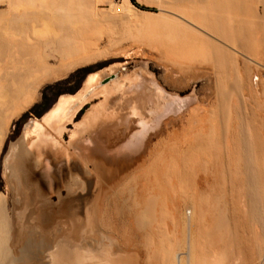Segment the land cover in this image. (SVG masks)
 I'll list each match as a JSON object with an SVG mask.
<instances>
[{
  "label": "rangeland",
  "instance_id": "1",
  "mask_svg": "<svg viewBox=\"0 0 264 264\" xmlns=\"http://www.w3.org/2000/svg\"><path fill=\"white\" fill-rule=\"evenodd\" d=\"M101 1H103V0L98 1L97 3H95V5H93V6H95V8L93 7L94 12L97 11L98 15H100V14L105 15L108 13L110 14L111 11H110V6L108 3V0L107 1L104 0L103 2H101ZM129 1L132 4V8H133L132 15L130 14L128 17V16H126L127 14H125V12L123 14L116 12L115 16L118 15L114 19V22H115V20L118 22L116 25L113 22L111 24L110 23L107 24L106 22L104 23V22H100V21L97 23L95 22L96 24L93 23L91 25L92 28L95 26L93 29L89 26L92 30L88 28L90 30V34L89 33L87 34L86 32H82L83 36H81V35L79 36V38L81 37L79 39V42L76 41V39H75V41L80 44L79 46L77 45V47H79L78 48L79 53L81 51V54H82V52H83V54L84 53L90 54V56H89L90 58L88 57V55H89L88 54L87 55L88 58L86 60H84L83 62H80L76 65H73L72 67L65 69L66 62L71 59L70 56L69 57L67 56V58H68L67 59V58H65L66 56L59 55V53L56 52L55 49L53 50V48L48 46V45H43L40 48V50L42 52L43 59H44V66L48 67V69L45 68L44 71L41 72V74H39L37 72L38 73L37 76H35V74H34V76H33L34 79H32V77H31L30 80H32V81H30V82L28 81V85L30 87H32L36 83L35 84L36 87H35V85L33 86L36 88L35 89L36 92H34L35 97L30 103H28L20 111L16 112L15 115H13L10 118L9 123L7 125L8 129H6L3 141L0 142V206H1L0 211L2 210V213H4L6 215L5 217H4V214H2L3 217L0 216V218H2L3 220L6 219L5 221H2V219H0V221H1L0 222V230H2L1 228H4L7 224V221H9L7 226L4 229L7 230V228H9L7 231H8V233L9 232L11 233V237L6 231V238L7 239L6 238L5 239L9 240L8 241L9 243L11 242L10 244L7 242V245L12 246V247L8 246V248L5 246L4 249H1L0 264H8V263L9 264H17V263L18 264H55V262L61 258V257H59V255H61V253L63 252L62 250H64L62 257L65 259L63 261H65L64 263H66V264L68 262H69L68 264H72L71 263L72 261L74 263L75 262L79 263L80 260L82 261V259H81L82 257H84L86 260H90L92 263L94 262V264H169L166 251L173 253L172 254L173 264H226V258L223 255L225 253L221 249H217L215 247L210 246V244L207 243V240L203 234H202L203 236L201 234H197V233H199L198 232V225H200L199 219L197 218V217H199L198 216L199 212L195 213V215L197 214L196 218H195V215L193 213H190V209H188V208H190L189 204H185V203L183 205L181 204L182 201L186 202V201H189V199L191 200L192 197H194L193 196L194 195L193 194L194 193L193 188H195V185L192 186L193 188L191 186H189V187L187 186V188H185L184 191H182V192L180 191L179 187L174 188V189L172 188V186L176 182L175 180L177 179V173L180 170L182 171L184 169V172L183 171L179 172L181 174H186L187 170L189 172L188 174H190L191 169H189V168L191 165H189L188 163H191L194 159L193 158L188 159L189 162L184 161L183 163H185V164L183 166L182 161L184 160L185 156L187 159L189 156L193 157L195 155L196 158L200 159V162L198 161L199 164L201 163L200 165H198L197 161H195V162L193 161L194 163H191L193 165V166H191L192 168H194V167L196 168V166L197 167L200 166V167L196 168L197 170L195 168L192 170V172H191L192 176L195 174L194 172H198V171H199L198 172L199 174H203L204 165H207L210 161H211L210 163H214L215 160H213V159H215V156H214L215 153L212 154V152H213L212 149L216 150L219 145L221 147L219 146L220 150L219 149L218 150L220 152V151H222L221 149H223V151L220 153L221 154L223 153L222 154L223 159L225 158L222 161L226 162L225 161L226 158H229V154H228L229 152L227 153L226 148L228 146L230 147L232 145L233 137H231V135H229L230 137H228V133L230 131L228 133L222 134L220 131V130H222V127L221 126L219 127L220 123H218V122H216L218 124L214 125V127H213L214 122L217 121L216 116H215V114H216L215 110L219 108L218 107L217 94H216L217 90L215 89V85H214L215 84L214 83V80H215L214 74H213L212 70H210L208 68L207 69L205 68V69L209 70L210 73L206 70H203V69H202L203 71L201 69H197L198 72L195 71L194 74H189L188 75L189 77L187 79L186 78L187 76L181 75L179 73L177 74V72H172L170 70V66L172 67V65L170 64L171 63L170 61L168 62L166 59L156 56V54L154 56L153 48H151L150 45H144L145 41L143 38L140 37L141 38L140 39L139 36L136 37L135 28L137 26H139V24H141L140 18H142V16H144V15L149 16V17H154L156 19L159 18V20L157 19V21L160 24H161V20H160L161 17L160 16H162V15L163 16L169 15L168 16L169 18L172 16L174 18L176 17L177 19H179V17H183L182 14L178 12V10L177 11H175V9L172 10V8H171L172 4H170V2H168V0H167V2L162 0V1H164V3H162V4L159 1H152V0H133V2L131 0H129ZM112 2L118 3V2H120V0H112ZM5 7H6L5 1L0 0V10L5 9ZM256 8H257V15L262 16V5L260 3H257ZM109 26H111V27H109ZM191 26L198 29L194 25H191ZM33 27H34V29H40V27H41L40 21L31 20L28 23H25L23 25V31L24 32H21V34L18 35L17 38L21 39V41L24 43L32 44L34 47V45H37V43H36V39L34 37V34L31 33V31H32L31 28H33ZM128 33H129V35H128ZM130 33H133L134 36H132L133 34H130ZM126 34L130 38L132 37L131 38L132 40H130V38L127 37ZM86 36H87V38H86ZM44 37H41L40 39H43ZM108 37L110 39L109 41L107 40ZM111 37H112V39H111ZM88 38H90V39H88ZM135 38L137 41L134 40ZM137 38H139L141 41ZM113 39H115V41H117V42L114 43ZM105 40H107L108 44H106ZM88 43H89V46H87ZM126 43L127 44L132 43L133 45H132V47L130 46L129 48L128 47L123 48V45H125ZM48 47H50V48H48ZM90 47H92V48H90ZM137 47H139V48H137ZM89 48H90V50H89ZM133 48L135 51L133 50ZM149 48L152 50H149ZM136 50H138L139 52H137ZM233 50L236 51V53L238 52V50H235V48L232 49V52H234ZM140 51H142L143 54H142V52L140 53ZM150 51H152L153 53ZM98 52L100 54H98ZM136 52L138 54H136ZM144 52H146V53H144ZM93 53H95L96 55H94ZM147 53H150V54H147ZM145 54H146V56H145ZM235 54L233 53V55L236 56V58L234 57V60L236 59L235 63L238 60L237 66H236V64L234 65L235 66L234 68L236 69L235 71L239 70L236 72L237 74L239 72L240 73L242 72V69H243V66L245 65L244 64L245 62L242 64H241V62L243 59H245L243 61H246L247 65H248L246 67L249 68L248 69V73H249L248 77L252 78V79L247 78V80L248 79L251 80V82L249 81L250 82L249 84H251V83L253 84L252 89H251V85L249 86L250 87L249 89H250V91L252 90L253 92L251 91L250 94H247L249 92L248 91L249 89L247 88L248 89L247 90L245 88V85L243 87V84L241 87L237 88L238 91H236L234 88H232L230 86V84H232V82L230 81V80H232V78L231 79L229 78L228 81L230 83H228V81H227V84L229 85V87H227L229 90L228 91L229 93L228 92L227 93L230 94V95L227 94V98L229 97V100H230L229 101L227 99L229 112H231L230 114H232V116L235 115L234 114L235 112L233 111V109L236 105H238L237 107L241 108L240 111L242 110V113H241L242 120H245L247 118H251V116H252V120H253V123H255V126H257V125L260 126L261 133L260 132H258V133H260L259 135L262 134L261 139L262 138L264 139V126H263L264 125V121H263L264 120V114H263L264 106H262L264 103H261L262 105L260 104V102L261 101L263 102V99H264V95H263L264 93L262 92L263 87H264L263 86L264 83H262V81H261V79H262L264 82V65H263L264 63H262V61H260V60L258 62V60L254 59L251 55H246V54L244 55V53H241V52H238L236 55ZM91 55H93V56H91ZM150 55H153V56H150ZM240 55L243 58L237 59V58H241ZM11 56L13 59L4 58L3 60L0 61V85L4 84L6 82V80L9 78L8 72L11 71V68L9 67L10 61H14V60H18V59L19 60L24 59V56L18 55L15 52L11 53ZM244 57H247V58H244ZM157 58H158V60H157ZM252 58H253V60H251ZM161 59L164 61H161ZM165 60L170 65L167 63L165 64V62H166ZM248 60H249V62H248ZM197 61H193V62H195V64L199 63V65H200L201 64L200 61L199 62H197ZM250 61H252V62H250ZM256 62L258 64L262 63V65H259L256 67V64H255ZM253 63H254L255 69H253V66H252ZM46 64H47V66H46ZM34 65H36V64H34ZM165 65H167V67ZM250 65H251L252 69L250 68ZM84 66H90L91 71L82 77L80 74L75 76L67 84L68 87H70L72 89L70 92H65V93L59 95L58 96L59 98L56 97L52 101V103L48 106V108L40 116H36V115L31 114L30 116H28V118L23 123H21L19 126H16L15 121L24 112L28 111L34 104L40 102L43 93H45L47 96H51L50 92L44 90L47 85L53 84L54 82H56L58 80H61V79L68 77L77 68L84 67ZM203 66H204V64H203ZM259 67H261V68H259ZM167 68H168V70H166ZM46 69H47V71H45ZM60 71H61V73H60ZM249 71L250 72L252 71L251 72L252 74ZM255 72H257V73L259 72L260 74L258 73L259 74L258 75L256 73L257 75H255L254 74ZM135 74H137V76ZM170 74L172 76H170ZM168 75H169V77H168ZM177 75H179V76H177ZM204 75H206V76H204ZM39 76H40V78H39ZM91 76H93V77L95 76L94 77L95 81L92 80L90 83V81H88V78ZM257 76H258V78H257ZM177 78L181 82L176 80ZM239 78H241V76ZM259 78L261 81L260 84H262V86H261L262 89L259 88L260 84H259V80H257ZM141 79L145 80V81H143L142 85H144L146 83V87L142 86V85L139 86L140 88L134 87V86L131 87V83H135ZM203 79H205V80H203ZM242 79L243 78H241V81L244 82V84H245L244 79L243 80ZM38 80H39V82H38ZM177 81H178V83H176ZM211 81H212V83H211ZM255 81H258V82H255ZM183 82H184V84H183ZM150 83H153V84L155 83L156 86H158L157 88H159L162 91L161 97H157V98L153 97V96H155L154 92H152V90L154 89V86ZM148 84H150L151 86H149ZM209 84L211 87L208 86ZM227 84H226V86H228ZM147 85L149 87H147ZM129 86L131 88H127ZM253 86L255 87V89H253L254 88ZM142 87H144V89ZM257 87L259 88V90H257L258 89ZM114 89H115V92H114ZM122 89L126 90L127 92H122ZM134 89H136L137 91L139 90V92H141L137 96V98L132 93V91ZM150 89H151V91H150ZM231 89H232V93L230 91ZM239 89H241V90H239ZM233 90L235 93L233 92ZM244 90L245 91L247 90L246 91L247 93ZM255 90L258 93H256ZM1 92H3V89L0 86V97L3 96L1 94ZM78 92L82 93L81 94L82 96L80 95L81 98L79 99V104L76 107V109L74 110L72 118L70 116L71 120H69L70 118L68 119L69 121L67 119H62L63 114H61V116L54 114L55 111H57L56 103H57L58 99H60L61 97L64 98L67 96H75L76 94H79ZM145 92L146 93L148 92L150 95L146 94ZM254 92H255V94H251ZM106 93L108 96L106 95ZM120 93H122V94H120ZM236 93H238L239 96ZM130 94L132 95V97ZM256 94H258L257 96H259V97L254 96L255 98H253V99H254V101H256L254 104V101L252 102L251 100H253V99H251V98L253 97V95H256ZM235 95L237 97H234ZM240 95H242L243 101H242ZM250 95H252V96H250ZM126 96H127V98H129L128 100H127ZM133 96H134V98H133ZM145 96L150 98V100H148L146 104L142 103L144 101ZM247 96L250 97V99ZM121 97L125 98L126 100L122 99ZM104 98L107 100H105ZM236 98L241 99V100H237ZM131 99H133V100H131ZM153 99H154V102H152ZM173 99L183 100V104H181V106L178 108L176 102L173 101ZM232 99H234V100H232ZM17 100H19V98ZM20 100H21V98H20ZM129 100L131 101V104L128 105L127 101H129ZM138 100H140V102ZM155 100H157L156 103H155ZM236 100L238 101V103L240 102V104H236V102H235ZM257 100L259 101V104L262 106L261 107L262 109L260 108ZM169 101H170V103H169ZM163 102L165 103L166 109L161 113H154L153 111L155 109H157L158 107H161V104ZM232 102L234 104H232ZM242 102L244 105L241 104ZM256 103L259 106L258 108L257 107L255 108ZM12 104H10L11 107H9L10 105L7 108L5 106H3V107L5 110L8 109L9 112H11L10 109L13 107ZM130 105L131 106L135 105L134 109L136 111H138L140 114H134V113L129 112ZM232 105H235V106H232ZM191 106H192V108H191ZM145 108H147V109H145ZM13 109H11V110H13ZM140 109L144 112H142ZM257 109H260V110H257ZM50 110H52V113L49 116L50 119L53 120L55 118V121L57 120L59 122H56V123H54L53 121L43 122L44 124L47 123L44 126V124L41 122V119L46 114H48V112ZM149 110H150V112H152L151 113L152 119H150V116L148 117ZM170 110H172V113L170 112ZM191 110H194L195 115H194V112H191ZM60 112L62 113L64 111L62 110ZM251 113H253V114H251ZM157 114L159 115L158 117H157ZM212 114H213V116H212ZM230 114H229V117H231ZM257 114H258V117L260 116L258 120L256 119ZM253 115H255L256 118ZM195 116H197V118ZM210 116H211V118L212 117H214V118L211 120L209 118ZM92 117H93V119H92ZM192 117L196 118V119L193 118L194 119L193 121L196 124L190 122V119ZM60 118L62 119L61 121H60ZM113 118H115V119H113ZM232 119H231V126L233 127L234 123H235L233 121H235V119H233V121H232ZM32 120H37L40 123H42L43 130L46 132L44 135L46 137L45 141L42 139L43 138L42 136H41V138L37 139V136L35 135V133L33 134L31 132V130H30L31 123L30 122ZM92 120L93 121L95 120L96 122L95 121L92 122ZM106 120H108V121H106ZM127 120H128V122H127ZM141 120L148 121L144 125V128L146 127L147 129L145 128L146 131L143 129V134L141 133L140 136L138 134V142L136 145L137 147L134 146L133 149L132 148L130 149V148H128V146L123 145V144L125 142L127 143V141L130 140L129 137L132 134H135L140 130L141 125L139 122ZM213 120H215V121H213ZM188 121H189V123H188ZM207 121H210V122L207 123ZM257 121L259 123H261V121H262L263 123H261V125H260ZM191 123H192V125H191ZM256 123H258V124L256 125ZM149 124H151V125L149 126ZM50 125H52V126H50ZM59 125L62 127V129L60 128ZM99 125H100V128H99ZM53 126H55V127L53 128ZM80 126H82V127L80 128ZM101 126H104V127H101ZM189 126H194L195 129L197 128V130H198L197 133L199 132V129L202 130L201 127L207 128V129L209 127H211V128L217 127V129H218V127H219V129L216 130V132H215V130H211L210 131L211 135L208 134L211 137L213 136V138H211V139L214 141H212L211 146H214L216 144L217 145V147L215 146L216 149L214 147H211L210 143L208 142L209 147H207V148H209V149H207V150H209V151L205 150V153H203L204 151L199 152L202 150L203 145H205V144L207 145V143H206L207 141H206V142H203V144L201 145V149H199L198 145L195 144L194 145L195 147H192L190 149L188 148L189 151L191 150L190 151L191 154L189 153V151L185 152V153H188L187 155L185 153L181 154L182 148H183L182 150L184 152L186 147H190L193 145V144L192 145L190 144V146H189V142H187L189 139H188V135L186 132H187V129H189ZM84 127H86V128L84 129ZM56 131H59L60 133H58V132L56 133ZM76 131H78V132H76ZM202 131H204V130H202ZM128 132H130V133H128ZM177 132H179V135ZM94 133H97V134H94ZM175 133H177V135H175ZM128 134H129V136H128ZM168 134L173 136L174 139H172V140L178 139L177 141H179V142L177 143L176 141H174L175 143H173V145H171L172 143H171L170 139L172 137ZM202 134L205 135L206 132H204ZM224 134H226V135H224ZM174 135L177 137H174ZM183 135H184V137H183ZM222 135H224V136L222 137ZM95 136H97L99 138L101 137L100 146H102V147H100V149H101V152L103 153V156H101V157H99L97 154H93V153L91 154V152L89 151V149L91 147H93L92 137H95ZM185 136H186V138H185ZM225 136L228 138H226ZM169 137H170V139H169ZM52 138L55 139V140L53 139V141H55L57 144H55V142L52 141ZM121 138H122V140H120ZM40 139H42V141H43V142H41V144L44 143L43 145H46L45 149H44L43 145H42L43 146V149H42L41 144L37 142ZM87 139H89V140H87ZM91 139H92V142H90ZM183 139L186 142L183 141ZM219 139L221 141H219ZM46 140H48V142H46ZM215 140L217 142H215ZM20 142H22L21 146L22 147L25 146V147H23L24 149H21V151L18 152V155L13 157V159L18 158L21 155V156H23V158H25L24 160H25L27 168L28 169L31 168V170L29 169V183H26V184H23L24 182L20 181V178H19V176H20L19 174H21L19 172L20 170H18V171L14 170L13 171V170H11V168L8 165L10 162V160H8V159H10L12 157L11 153L16 152L18 143H20ZM114 142H117V143H114ZM221 142L223 144H226V145H222ZM62 143H63V145H62ZM85 143H86V147H84ZM101 143H102V145H101ZM164 143H166V145H164ZM168 143H170V144H168ZM89 144H91V145H89ZM174 144L175 145L179 144L177 146H180L181 144H183V145H182V148H181V146L178 147L180 150H177L178 148L177 149L175 148L176 150L174 152V147H175ZM34 146H37V147L35 148ZM58 146L60 147L59 150H57ZM103 146H105V147L107 146L109 148L108 149H107V147L103 148ZM167 146H168V149H167ZM223 146H225V147H223ZM116 147L120 148V152L123 148L122 151H124L125 153L119 152L120 154H118L117 151H119V148H117L118 149L117 150ZM210 149H211V152H210ZM33 150H34V154L31 153ZM165 150L166 151L168 150V152L170 151L172 154L170 152L169 153L167 152V154H166V152H163L165 154V156H164L163 153H161V152L165 151ZM192 150H197V151L192 152ZM263 150H264V148H263ZM83 151H85L86 153ZM109 151H111V154ZM112 151H113V153H112ZM25 152H26V154H25ZM82 152H83V154H82ZM115 152H117V153H115ZM206 153H208L207 156L205 155ZM160 154H162V156H160ZM183 154L185 155L184 157H183ZM210 154H212V157ZM225 154L228 157H226ZM170 155H171V157H170ZM175 155H177V156H175ZM86 156H88V158ZM94 156H95V158H94ZM173 156H174V158H173ZM195 156H194V158H195ZM205 156H206V159H205ZM208 156H209V158H208ZM123 157H125L127 159V162H124V164L125 163L126 164L124 166L120 165V164L118 165V163L121 161L120 160L118 162V159H123ZM165 157H166V160H165ZM177 157L180 158L182 161L180 159H178V161L176 162ZM202 157L205 159L204 162L206 164L202 161L203 159L201 160ZM259 157H260L259 160L262 163L261 168L263 171V183H262L263 184V191H262L263 193H261V194H262V202L264 205V151H262L260 153ZM158 158H160V162H159ZM170 158L173 160V164L170 163V166H169V163H167V162L169 161ZM211 158H213V159H211ZM161 159H163V160H161ZM97 160L106 161L107 166L103 167L102 169L99 168L97 170L96 167H94V162H97ZM157 160H158V163H157ZM164 160L166 162H164ZM46 161H48V162H46ZM31 162H32V164H31ZM174 162L177 163L176 166L174 165L175 164ZM160 163L163 167L161 165H159ZM202 163L204 165H202ZM165 164H166V168L168 170L167 171L165 168L166 172L164 171ZM178 164H179V167L181 166V169H179V167H177ZM156 165H159L158 167L160 169L156 168L157 167ZM33 167H34V170H32ZM171 167H172V169H173V167H176V168H178V170L174 169L175 171H172V169H170ZM187 167H189V168H187ZM39 168H40V170H39ZM147 168H148V170H147ZM185 169H187V170H185ZM56 170H57V172H56ZM101 170L103 173L101 172ZM158 171H160L162 175H164L162 173L164 171V173H165L164 177H162L160 172H158ZM176 171H177V173H176ZM32 172H34V174H32ZM146 172L148 175L147 174L145 175ZM152 172H155V173H152ZM168 172H172V174L168 173ZM156 173H159L160 177H162V179L160 177H158ZM12 176H13V178H12ZM49 176H50V178H49ZM96 176L98 179L96 178ZM146 176H148V177H146ZM149 177L151 179H148ZM156 177H158L157 180H155ZM103 178H105V179H103ZM170 178H176V179L174 180V179H170ZM145 180L147 182H148V180H149V182L152 180L151 181L152 184H151V182L148 183V186H149V184L153 186L152 189L155 186L157 187L156 189L154 188L155 190L153 189L154 193L157 192L156 190H158V192L159 191L161 192V190H162V193L159 192V194H157L159 196L152 194L151 192L153 190L150 188L147 189V186H146L147 182ZM158 181H160V182H158ZM161 181L165 182L166 188L168 186L167 191H168V193L170 192V194H168L166 196L164 195V194H167L166 193L167 191L165 192V190H163L165 184L163 185V182H161ZM169 181H171V182L169 183ZM172 181H175V182H172ZM153 182L154 183L156 182V183L154 184ZM157 182L162 184L161 190H159L160 185L157 186L158 185ZM175 184H176V186H178L177 183H175ZM15 185H17V186L19 185L18 188ZM13 187H16L17 189L13 188ZM162 187H163V189H162ZM169 187H171V189H173V190L169 191V189H170ZM19 188H22V189H19ZM188 188L190 191H188ZM14 189H15V191H14ZM112 189H115V190L113 191ZM19 190H20V192H19ZM27 191L29 193H27ZM72 191H73V193H72ZM85 191H88V192H85ZM187 191H188V193H187ZM199 191H202V190L199 189ZM15 192L16 193L18 192V193L16 194ZM24 192H26V194H27L26 196H25V194H23ZM19 193L21 194V196ZM31 193H33V194H31ZM70 193H72L73 195H71ZM148 193H151V194L147 195ZM103 194H106V195H104V198L102 196ZM198 194H199V192H198ZM150 195H152V198H153V196L154 197L156 196L157 199H159L160 196H163V197H160L161 200L160 199L157 200L158 204H156L155 206L158 205V207L155 208V206H153L155 208V210H154L155 213L153 215V219H151L152 217L149 218L148 216L147 217L145 216L146 218L144 217V223H146V224L142 223L143 224L142 225L141 223H138V221H137V219H138L137 214L139 213L138 215H140L142 213V211L145 212L144 210H146V212H147L146 207H148V205L146 203H148V201L150 200V198H151ZM170 195L174 199V201L172 199H170L171 198ZM147 196L149 197V199L145 198ZM184 196L186 197V200H184L185 199ZM110 197H111V199H110ZM168 197H170V198H168ZM176 197H178V198H176ZM19 198L21 200L24 198L23 199L24 201L19 200ZM162 198L163 199L166 198L167 200L166 199L165 200L167 201V203L164 202L162 200ZM26 199H29V200L27 201ZM177 199H182V201H179V204H178V201H176ZM145 200H147V201H145ZM20 201H21V203H20ZM29 202L32 205V206L30 205L31 208L29 206ZM138 202H140V203H138ZM170 202L172 203V205L170 204ZM175 202L177 205H175ZM90 203H92V205H90V207H88V205ZM186 203H188V202H186ZM180 205H182V206H180ZM15 206H17V207H15ZM175 206H178L177 209ZM32 207H34V208H32ZM116 207H117V209H116ZM141 207L143 208V210ZM172 207H174V208H172ZM196 207H197V205L194 208L196 210L198 209L197 211H199V208L198 207L196 208ZM3 208H4V210H3ZM27 208L28 209L30 208V210H28L29 215H27L28 214ZM87 208H88V210H87ZM110 208L111 209L115 208V211L111 210ZM185 208H187V209H185ZM18 211H20V212H18ZM32 211H35V213ZM160 211H162V212H160ZM17 214H19V215H17ZM28 217H30V218H28ZM192 217H193V219H192ZM33 218H34L33 223L35 225L32 223ZM145 219H146V221H145ZM197 219H198V221H197ZM30 220H31V222H30ZM134 221H136V222H134ZM3 222H5V223H3ZM73 222H75V223H73ZM113 222H115V223H113ZM1 223H3V224H1ZM15 223H16V225H15ZM30 223H32V224H30ZM9 224L11 225V227L13 229L11 227H9ZM2 225L4 227H2ZM29 225H32V226H29ZM44 225H46V226H44ZM76 225H78V226H76ZM79 225H80V227H79ZM18 226H19V228H18ZM15 228H16V230H15ZM29 228H31V229H29ZM253 228H254V230H252L253 234H256V231L258 229H256L255 227H253ZM26 229H28L27 230L28 233L24 234V232H22V231L23 230L26 231ZM192 229H194V230H192ZM9 230H11L13 233ZM17 232H19V233H17ZM240 234L244 235L247 238L246 241L248 242V245H249L248 247H250V248L258 247L259 248L258 249L259 250V256L255 259L254 263L255 264H264V240H261L260 238H257L254 235H253V238H251L250 233L243 226V224L240 225ZM12 237H13V239L14 238L16 239L15 241L13 240L14 242L11 240ZM75 237H77V238H75ZM70 238H72V239L70 240ZM21 240H22V243H21ZM23 241L28 242V243H24ZM191 242H192V245H191ZM190 246H192L193 248ZM30 247L33 249H31ZM61 247H62V249H61ZM188 249L189 250L192 249V250L189 252ZM77 254H78V256L82 255V257L78 258L76 256ZM55 256H56V259H55ZM74 256L77 259H75Z\"/></svg>",
  "mask_w": 264,
  "mask_h": 264
},
{
  "label": "bare ground",
  "instance_id": "2",
  "mask_svg": "<svg viewBox=\"0 0 264 264\" xmlns=\"http://www.w3.org/2000/svg\"><path fill=\"white\" fill-rule=\"evenodd\" d=\"M5 1L6 3V7L5 9L3 10H0V61L3 60L4 58H7V59H13L12 56H11V53H17L18 55H22L24 56V59L23 60H14V61H10V68H11V71L8 72L9 73V78L6 80V82L4 84H1V88L3 89V92H1V94L3 96L0 97V142L3 141V138H4V135H5V132H6V129L7 128V125L9 123V120L10 118L15 115L16 112L20 111L22 108H24L28 103H30L34 97H35V93L36 92V83L34 84L35 87H30L28 85V81H32L30 80L31 77L32 79H34V74L35 76H37V74H41V72L44 71L45 68L48 69V67H45L44 66V59H43V56H42V52L40 50L41 46L43 45H48L50 47L53 48V50L55 49L56 52L59 53V55H62V56H66L65 58H67V56L69 57L70 56V60H68L66 62V66H65V69L66 68H69V67H72L73 65H76L80 62H83L84 60H86L90 54L88 55L87 53L81 54V51L79 53L78 51V48L77 45L79 46L80 44L78 43L79 42V36H83L82 35V32H86L87 34L89 33L90 34V30L92 28V24L93 23H97V22H106L107 24L108 23H114L115 25L118 23L116 20L114 22V19L115 17V13L116 12H119V13H124L127 14L126 16L129 17V15L131 14L132 15V11H133V8H132V4L130 3L129 0H120V2H112V0H108V3H109V6H110V14H100L98 15L97 11L94 12V9L93 7L95 8V3H97L98 1L100 0H3ZM104 1V0H103ZM101 1V2H103ZM107 1V0H106ZM105 1V2H106ZM152 1H159L161 4L165 2H167V0H152ZM168 2H170V4H172L171 8L172 10L175 9V11L178 10L179 13L182 14L183 17H179V19H177L176 17H168L166 15H162L160 16V20H161V24L158 23L157 19L159 20V18H154V17H149V16H142L141 19V24H139V26H135V34H136V37L139 36V38H143L144 41H145V44L144 45H150L151 48H153V51H154V56L156 54V56L160 57V58H164L166 59L168 62L170 61L172 67L170 66V70L172 72H177V74H181V75H184V76H187L186 78L188 79V75L189 74H194V72H198L197 69H203V70H206L207 68L212 70L213 74H214V77H215V80H214V85H215V89L217 90L216 94H217V99H218V109L215 110V116H216V119L217 121L214 122L213 124V127L214 125L220 123L219 127L221 126L222 127V130L221 133H228V137H230L229 135H231V137H233L232 139V145L229 147L226 148V151L227 153L229 154V158H226V162L222 161L224 160L223 159V153L221 154L220 152L223 151V149H221L222 151L219 152V148L220 147L218 146V148L216 149L217 145L215 144L214 146H211L212 145V140L211 138H213V136L211 137L210 135V131L211 130H218L217 127L216 128H211L209 127L208 129L207 128H203L201 127L202 130L199 129V132L197 133V128L195 129L194 126H189V129H187V135H188V141L189 142V146L190 144L192 146L190 147H186V151L184 150L183 152V148H182V145L181 144V154L182 153H185L187 151H189L190 148L192 147H195L194 145H198V148L201 149V145L203 144V142H206L207 145H203L202 146V150L199 151V152H202L204 151L203 153H205V150L209 149L207 147L208 144L210 143V146L211 147H214L216 150H213L212 148V154H214L215 156V160L214 163H208L207 165H204L202 163V165H204V171H203V174H199L198 172H194L195 174L192 176L191 172L192 170L195 168H192L191 166H193L191 163H194L195 161H199L200 162V159L194 158V156L192 157H188L186 159V156L183 154V157L185 156L184 160L182 161L180 158L177 157L176 159V162L178 161V159H180L182 161V163L185 161L189 162L188 159H191L193 158L191 163H188L190 166L187 167L190 170V174H188V170H187V173L186 174H181L179 172H184V169L181 171H179L177 173V179L176 178H170V179H176L175 181H172V182H175L177 183L178 186H176V184L174 183V185L172 186V188H177L179 187L180 188V191H184L185 188H187V186H194L195 185V188H193L194 190V197H192V199L189 201H186V202H183L182 199H177L176 201H178V204H179V201H182V205L185 203V204H189L190 208V213H193L195 215L196 212H199L198 216L197 217L199 219V224L198 225V232L197 234H203L204 237L206 238L207 240V243L210 244V246L212 247H215L217 249H221L225 254H223L226 258V264H255L254 261L255 259L259 256V248L258 247H248V242L246 241L247 238L240 234V225L243 224V226L247 229V231L250 233V236L251 238H253V235L257 238H260L261 240H264V205H263V202H262V194L263 193V171H262V168H261V161L259 160V156H260V153L263 150L264 148V139L262 140L261 137H262V134L259 135L261 133L260 131V126L257 125L258 123H256L257 126H255V123H253V120H252V116L251 118H247L245 120H242L241 118V113H242V110L240 111L241 108L237 107L238 105H232V106H235L233 111L235 112L232 116V114H230L231 112H229V107H228V104H227V99L229 100V97L227 98V94L229 93L228 91V88L229 85L227 84V81L229 80V78L232 80H230L232 82V84H230V86L232 88H234L236 91L237 88L241 87L242 84H243V87L245 85V88L249 89L250 85H251V89H252V83L249 84L251 82V80H247V78H250L252 79L251 77H248L249 76V73H248V66L246 61H243L245 59L242 60L241 64L244 63L245 65L243 66V69H242V72L240 73H236L237 71H235L236 69L234 68L235 64L237 66V62L238 60L236 61L235 63V60H234V57L236 58V56L233 55V53L235 54L236 51L232 52V49L235 48V50H238V52H241V53H244V55H251L254 59H257L258 62L259 60L262 61V63H264V0H168ZM257 3H260L262 5V16H259L257 15V8H256V5ZM174 7V8H173ZM129 13V14H128ZM107 15V16H106ZM114 17H113V16ZM120 16V15H119ZM31 20H37V21H40V29H34L31 28V33L34 34V37L36 39V43L37 45H33L32 44H29V43H24L21 41V39H18L17 36L21 34V32H24L23 31V25L25 23H28L29 21ZM95 23V24H96ZM191 25H194L196 26L198 29H196L195 27L191 26ZM91 28H90V27ZM112 26V25H111ZM109 26V27H111ZM95 27V26H94ZM93 27V28H94ZM87 28V29H86ZM89 28V29H88ZM92 28V29H93ZM98 28V27H97ZM122 28V27H121ZM91 29V30H92ZM133 29V28H132ZM89 30V31H88ZM96 30V29H95ZM118 30V29H117ZM123 30V29H122ZM88 31V32H87ZM128 31V30H127ZM126 31V32H127ZM134 31V30H133ZM132 31V32H133ZM85 33V34H86ZM96 33V32H95ZM134 33V32H133ZM133 33H130V34H133ZM84 34V35H85ZM86 34V35H87ZM122 34V33H121ZM125 34V33H124ZM47 35V36H46ZM119 35V34H118ZM123 35V34H122ZM127 35V34H126ZM129 35V33H128ZM127 35V37H129ZM45 36V37H44ZM116 36V35H115ZM124 36V35H123ZM134 36V34L132 35ZM41 37H44L43 39H40ZM89 37V36H88ZM100 37V36H99ZM114 37V36H113ZM26 38V37H25ZM87 38V36H86ZM101 38V37H100ZM130 38V37H129ZM132 38V37H131ZM130 38V40H132ZM137 38V39H139ZM140 38V39H141ZM78 41L76 42L75 41ZM78 39V40H77ZM83 39V38H82ZM85 39V38H84ZM90 39V38H88ZM102 39V38H101ZM112 39V37H111ZM119 39V38H118ZM127 39V38H126ZM139 39V40H140ZM87 40V39H86ZM92 40V39H91ZM108 41L110 40L109 37L107 39ZM107 40L106 41V44L107 43ZM114 40V43H116L117 41ZM135 41L136 38L134 39ZM119 41V40H118ZM141 41V40H140ZM143 41V42H144ZM94 42V41H93ZM96 42V41H95ZM113 42V41H112ZM82 43V42H81ZM84 43V42H83ZM86 43V42H85ZM138 43V42H137ZM92 44V43H91ZM124 44V43H123ZM84 45V44H83ZM94 45V44H93ZM115 45V44H114ZM118 45V44H117ZM116 45V46H117ZM132 43H126L125 45H123V48H126V47H132ZM89 46V43L88 45ZM95 46V45H94ZM111 46V45H110ZM48 47V48H50ZM108 47V46H107ZM147 47V46H146ZM149 47V46H148ZM92 48V47H90ZM89 48V50H90ZM120 48V47H119ZM122 48V47H121ZM139 48V47H137ZM141 48V47H140ZM111 49V48H110ZM145 49V48H144ZM134 50V48H133ZM146 50V49H145ZM144 50V51H145ZM149 50H152L149 48ZM43 51V50H42ZM83 51V50H82ZM122 51V50H121ZM131 51V50H130ZM135 51V50H134ZM137 52H139L138 50H136ZM55 52V51H54ZM91 52V51H90ZM136 52V54H138ZM142 51H140L141 53ZM152 52V51H150ZM237 52V53H238ZM139 53V54H140ZM146 53V52H144ZM153 53V52H152ZM236 53V54H237ZM94 55H96L95 53H93ZM98 54H100L98 52ZM143 54V52H142ZM147 54H150V53H147ZM235 54V55H236ZM48 55V54H47ZM88 55V57H87ZM239 55V54H238ZM237 55V56H238ZM45 56V55H44ZM93 56V55H91ZM102 56V55H101ZM146 56V54H145ZM150 56H153V55H150ZM149 56V57H150ZM239 57V56H238ZM241 58H237V59H242L243 57L240 55ZM248 57V56H247ZM247 57H244V58H247ZM64 58V57H63ZM64 58V59H65ZM90 58V57H89ZM92 58V57H91ZM100 58V57H99ZM154 58V57H153ZM156 58V57H155ZM159 58V59H160ZM250 58V57H249ZM253 58L251 60H253ZM62 59V58H61ZM68 59V58H67ZM150 59V58H149ZM158 60V58H157ZM165 60V61H166ZM198 60V61H197ZM161 61H164L161 59ZM167 61L165 62V64L167 63ZM193 61H197L202 64L199 65L198 64H195V62ZM35 62V63H34ZM64 62V63H65ZM249 62V60H248ZM252 62V61H250ZM160 63V62H159ZM163 63V62H162ZM262 63H255L256 64V67L259 66V65H262ZM36 64V65H34ZM164 64V63H163ZM169 64V63H167ZM169 64V65H170ZM204 64V66H203ZM240 64V65H241ZM258 64V65H257ZM160 65V64H159ZM168 65V66H169ZM264 65V64H263ZM47 66V64H46ZM163 66V65H162ZM167 67V65H165ZM253 69H255L254 67V63H253ZM206 68V69H205ZM242 68V67H241ZM250 68L252 69L251 65H250ZM261 68V67H259ZM47 69L45 71H47ZM58 69V68H57ZM240 69V68H239ZM168 70V68L166 69ZM202 70V71H203ZM54 71V70H53ZM209 72V70H206ZM258 71V70H257ZM38 72V73H37ZM58 72V71H57ZM250 72V71H249ZM252 72V71H251ZM250 72V73H251ZM254 72V71H253ZM53 73V72H52ZM61 73V71H60ZM63 73V72H62ZM166 73V72H165ZM168 73V72H167ZM210 73V72H209ZM257 72H255L254 74H256ZM153 74V73H152ZM173 74V73H172ZM176 74V73H175ZM252 74V73H251ZM260 74V73H259ZM258 74V75H259ZM137 76V74H135ZM243 75V76H242ZM122 76V75H121ZM141 76V75H140ZM170 76H172L170 74ZM179 76V75H177ZM206 76V75H204ZM241 76V78L244 79L245 81V84L244 82L241 81V78H239ZM95 77V76H94ZM94 77L91 76L88 78V81H91L94 80ZM143 77V76H142ZM169 77V75H168ZM176 77V76H175ZM201 77V76H200ZM246 79H245V78ZM40 78V76H39ZM131 78V77H130ZM167 78V77H166ZM174 78V77H173ZM172 78V79H173ZM204 78V77H203ZM258 78V76H257ZM261 78V77H260ZM260 78L257 79L259 80V84L260 82L263 80L261 79L260 81ZM37 79V78H36ZM42 79V78H41ZM140 79V78H139ZM144 79V78H143ZM242 79V80H243ZM178 80V78L176 79ZM205 80V79H203ZM208 80V79H207ZM211 80V79H210ZM95 81V80H94ZM125 81V80H124ZM143 81L145 80H139L135 83H131V87L134 86V87H139L142 85ZM171 81V80H170ZM179 81V80H178ZM178 81L176 83H178ZM209 81V80H208ZM250 81V82H249ZM37 82V81H36ZM39 82V80H38ZM151 82V81H150ZM181 82V81H179ZM207 82V81H206ZM255 82H258V81H255ZM121 83V82H120ZM173 83V82H172ZM171 83V84H172ZM212 83V81H211ZM210 83V84H211ZM228 83H230L228 81ZM30 84V83H29ZM129 84V83H128ZM154 86V91L152 90V92H154V95L153 97H161V93L162 91L157 88L158 86H156V84L154 83H150ZM150 84H148L149 86H151ZM181 84V83H180ZM184 84V82H183ZM210 84L208 86H210ZM226 84L228 86H226ZM147 85V87H149ZM38 86V85H37ZM142 86H145L146 87V83ZM177 86V85H176ZM182 86V85H181ZM180 86V87H181ZM255 86V85H254ZM253 86V87H254ZM262 84H260V87L262 89ZM264 86V84H263ZM130 86L127 87V88H131ZM179 87V86H178ZM211 87V86H210ZM34 88V89H33ZM126 88V89H127ZM140 88V87H139ZM144 89V87H142ZM258 88V87H257ZM259 88L257 90H259ZM242 89V88H241ZM239 89V90H241ZM247 89V90H248ZM255 89V87L253 88ZM35 90V91H34ZM129 90V89H128ZM132 90V89H131ZM213 90V89H212ZM246 90V91H247ZM145 91V90H144ZM149 91V90H148ZM151 91V89H150ZM231 93H232V89L230 90ZM245 91V90H244ZM245 91V92H246ZM249 92L247 94H250V89L248 90ZM108 92V91H107ZM114 92H115V89H114ZM122 92H127L126 90L122 89ZM129 92V91H128ZM213 92V91H212ZM228 92V93H227ZM234 92V90H233ZM253 92V91H252ZM256 92V90H255ZM254 93H251V94H255ZM261 92V91H260ZM262 92L264 93V87H263V90ZM79 93V92H78ZM101 93V92H100ZM132 93L134 94V96L137 98V96L141 93L139 92V90L137 91L136 89H134L132 91ZM144 93V92H143ZM146 93V92H145ZM235 93V92H234ZM258 93V92H256ZM82 93H79V94H76L75 96H67V97H61L60 99H58L57 103H56V109L57 111H55V115L57 114L58 116H61V114H63V118L62 119H69L70 116L72 118V115L74 113V110L76 109V107L78 106L79 104V99L81 98V95ZM105 94V93H104ZM110 94V93H109ZM122 94V93H120ZM146 94H149L148 92ZM152 94V93H151ZM238 95V93H236ZM242 94V93H241ZM245 94V93H244ZM81 95V96H80ZM107 95V93H106ZM131 95V94H130ZM143 95V94H142ZM150 95V94H149ZM153 95V94H152ZM230 95V94H228ZM258 94L256 95H253V98H255L254 96L256 97H259L257 96ZM262 95V94H261ZM264 95V94H263ZM108 96V95H107ZM117 96V95H116ZM133 96V98H134ZM165 96V95H164ZM192 96V95H191ZM196 96V95H195ZM239 96V95H238ZM241 96V99L243 98L242 95ZM249 96V95H248ZM247 96V97H248ZM252 96V95H250ZM130 97V96H129ZM132 97V95H131ZM130 97V98H131ZM142 97V96H141ZM140 97V98H141ZM152 97V98H153ZM234 97H237L236 95ZM19 98V100H17ZM21 98V100H20ZM122 99L126 100L125 98L121 97ZM127 98V96H126ZM163 98V97H162ZM194 98V97H193ZM198 98V97H197ZM231 98V97H230ZM250 99V97H248ZM247 98V99H248ZM105 99V98H104ZM129 98H127L128 100ZM176 99V98H175ZM173 99V101L176 102L177 104V107L179 108L181 106V104H183V100H175ZM237 100H241V99H238L236 98ZM246 99V98H245ZM257 99V98H256ZM262 99V98H261ZM107 100V99H105ZM133 100V99H131ZM150 100V98L148 97H144V101L142 103H147V101ZM152 100V99H151ZM196 100V99H195ZM198 100V99H197ZM234 100V99H232ZM235 101L236 104H240V102L238 103V101ZM140 102V100H138ZM157 100H155V103H156ZM230 101V100H229ZM243 101V99H242ZM252 102L254 101L251 100ZM261 101V100H260ZM138 102V103H139ZM154 102V99L153 101ZM234 102V101H233ZM232 102V104H234ZM250 102V101H249ZM256 101H254V104H255ZM258 104H259V101L257 100ZM13 103V104H12ZM113 103V102H112ZM128 105L131 104V101H127ZM133 103V102H132ZM170 103V101H169ZM187 103V102H186ZM193 103V102H192ZM261 103H264V99H263V102L261 101ZM12 104V108L13 110L10 109L11 112H9L8 109H4L3 106H5L6 108ZM110 104V103H109ZM172 104V103H171ZM197 104V103H196ZM243 104V102L241 103ZM264 106V104L261 106ZM98 105V104H97ZM138 105V104H137ZM151 105V104H150ZM155 105V104H154ZM198 105V104H197ZM244 105V104H243ZM135 106V105H134ZM134 106H131L130 105V109H129V112L131 113H134V114H140L138 111H136L134 109ZM152 106V105H151ZM156 106V105H155ZM200 106V105H199ZM231 106V105H230ZM240 106V105H239ZM247 106V105H246ZM256 103L255 105V108L259 107ZM11 107V105L9 106ZM98 107V106H97ZM137 107V106H136ZM148 107V106H147ZM244 107V106H243ZM107 108V107H106ZM109 108V107H108ZM149 108V107H148ZM159 108V109H158ZM157 109H153L154 113H161L163 112L166 108H165V103L163 102L161 104V107H158ZM192 108V106H191ZM239 108V109H238ZM250 108V107H249ZM122 109V108H121ZM147 109V108H145ZM150 109V108H149ZM198 109V108H197ZM262 109V108H261ZM64 111V112H60V111ZM141 110V109H140ZM139 110V111H140ZM152 110V109H151ZM175 110V109H174ZM199 110V109H198ZM254 110V109H253ZM257 110H260V109H257ZM256 110V111H257ZM142 111V110H141ZM140 111V112H141ZM217 111V112H216ZM232 111V110H231ZM262 111V110H261ZM9 112V113H8ZM144 112V111H142ZM170 112L172 113V110H170ZM191 112H194V110H191ZM258 112V111H257ZM52 113V110H50L48 112V114H46L42 119H41V122H51L53 121L54 123L56 122H59V121H55V118L53 120L50 119V115ZM151 113L150 110H149V115L148 117L150 116V119H152V116H151ZM197 113V112H196ZM262 113V112H261ZM19 114V113H18ZM92 114V113H91ZM229 114L231 115V117H229ZM253 114V113H251ZM264 114V112H263ZM88 115V114H87ZM93 115V114H92ZM91 115V116H92ZM194 115H195V112H194ZM193 115V116H194ZM197 115V114H196ZM90 116V115H89ZM143 116V115H142ZM145 116V115H144ZM159 115L157 114V117ZM213 116V114H212ZM255 116V115H253ZM181 117V116H180ZM191 117V116H190ZM197 118V116H195ZM195 117H192L190 119V122L194 123V119ZM260 117V116H259ZM258 117V114H257V118L255 116V118L258 120L259 119ZM262 117V116H261ZM71 118L69 120H71ZM145 118V117H144ZM195 118V119H196ZM211 120L214 118L211 116L209 117ZM235 119V121H233V119ZM59 119V118H58ZM60 118V121L62 120ZM93 119V117H92ZM108 119V118H107ZM115 119V118H113ZM119 119V118H118ZM149 119V120H150ZM231 119L234 123V126L232 127L231 126ZM68 120V121H69ZM86 120V119H85ZM88 120V119H87ZM90 120V119H89ZM203 120V119H202ZM207 120V119H206ZM209 120V119H208ZM95 121V120H94ZM92 120V122H94ZM101 121V120H100ZM108 121V120H106ZM105 121V122H106ZM126 121V120H125ZM142 121V122H141ZM139 123L141 125V128L140 130L135 133V134H132L129 138L130 140L127 141V143L125 142L123 145H126L128 146V148H132L135 146L137 147V142H138V134L140 136V134L142 133L143 134V129L145 130L144 128V125L148 122V121H143L141 120ZM212 121V122H213ZM264 121V120H263ZM63 122V121H62ZM65 122V121H64ZM96 122V121H95ZM115 122V121H114ZM113 122V123H114ZM128 122V120H127ZM210 122V121H207V123ZM218 122V123H216ZM232 122V123H233ZM255 122V121H254ZM31 127H30V130L31 132L37 136V139L38 138H41V136L43 137L42 139L45 141V131L43 130V127H42V123H40L39 121L37 120H32L31 122ZM66 123V122H65ZM64 123V124H65ZM81 123V122H80ZM88 123V122H87ZM117 123V122H116ZM157 123V122H156ZM189 123V121H188ZM191 123V125H192ZM261 123H263L261 121ZM261 123H259L261 125ZM44 124V123H43ZM47 124V123H45ZM44 124V126H45ZM52 124V123H51ZM58 124V123H57ZM86 124V123H85ZM92 124V123H91ZM196 124V123H194ZM115 125V124H114ZM113 125V126H114ZM151 124H149L150 126ZM187 125V124H186ZM185 125V126H186ZM52 126V125H50ZM60 126V125H59ZM83 126V125H82ZM80 126V128L82 127ZM85 126V125H84ZM88 126V125H87ZM197 126V125H196ZM203 126V125H202ZM212 126V125H211ZM218 126V125H217ZM264 126V125H263ZM55 126H53L54 128ZM64 127V126H63ZM101 127H104V126H101ZM112 127V126H111ZM183 127V126H182ZM232 127V128H231ZM50 128V127H49ZM60 128L62 129V127L60 126ZM86 127H84L85 129ZM88 128V127H87ZM99 128H100V125H99ZM47 129V128H46ZM56 129V128H55ZM54 129V130H55ZM83 129V128H82ZM96 129V128H95ZM137 129V128H136ZM147 129V128H146ZM151 129V128H150ZM184 129V128H183ZM182 129V130H183ZM58 130V129H57ZM80 130V129H79ZM149 130V129H148ZM61 131V130H60ZM83 131V130H82ZM146 131V130H145ZM51 132V131H50ZM60 133L59 131H56V133ZM78 132V131H76ZM87 132V131H86ZM97 132V131H96ZM109 132V131H108ZM206 132V136L202 133ZM208 132V133H207ZM218 132V131H217ZM260 132V133H258ZM52 133V132H51ZM102 133V132H101ZM130 133V132H128ZM145 133V132H144ZM178 135H179V132H177ZM177 133H175V135H177ZM214 133V132H213ZM212 133V134H213ZM94 134H97V133H94ZM146 134V133H145ZM174 134V133H173ZM181 134V133H180ZM210 134V135H208ZM219 134V133H218ZM170 135V134H168ZM174 137H177L175 136ZM226 135V134H224ZM222 135V137L224 136ZM124 136V135H123ZM129 136V134H128ZM146 136V135H145ZM171 136V135H170ZM210 136V137H209ZM216 136V135H215ZM48 137V136H47ZM51 137V136H50ZM172 138L169 139L171 140V145H173V143H175L174 141H176L177 143L179 141H177L178 139L176 140H172L174 139L173 136H171ZM179 137V136H178ZM184 137V135H183ZM226 137V136H225ZM226 137V138H228ZM87 138V137H86ZM118 138V137H117ZM186 138V136H185ZM184 138V139H185ZM42 139L38 140L37 142L41 144ZM48 139V138H47ZM54 138H52V141H53ZM93 139V147H91L89 149V151L91 152V154H97L99 157L103 156V153L101 152V149L100 147V140H101V137H92ZM92 139L90 140V142H92ZM124 139V138H123ZM126 139V138H125ZM163 139V138H162ZM183 139V141H185ZM55 140V139H54ZM89 140V139H87ZM122 140V138L120 139ZM180 140V139H179ZM217 140V139H216ZM215 140V142H217ZM115 141V140H114ZM117 141V140H116ZM169 141V140H168ZM173 141V142H172ZM181 141V140H180ZM182 141V142H183ZM219 141H221L219 139ZM46 142H48V140H46ZM55 142V141H53ZM167 142V141H166ZM170 142V141H169ZM186 142V141H185ZM209 142V143H208ZM231 142V141H230ZM229 142V143H230ZM37 143V144H38ZM88 143V142H87ZM114 143H117V142H114ZM214 143V142H213ZM222 143V142H221ZM225 143V142H224ZM228 143V142H227ZM36 144V145H37ZM44 144V143H43ZM41 144V146L43 145ZM55 144H57L55 142ZM61 144V143H60ZM59 144V145H60ZM111 144V143H110ZM109 144V145H110ZM130 144V145H129ZM144 144V143H143ZM170 144V143H168ZM218 144V143H217ZM220 144V143H219ZM22 145V142L18 143V146H17V150L16 152H13L11 153L12 157L8 160H10L9 162V167L11 168V170H20L19 172L21 174H19V178H20V181L24 182L23 184H26V183H29V169L31 170V168H27L26 166V163H25V158H23V156H19L18 158L16 159H13V157L17 156L18 155V152L21 151V149H24L23 147L25 146H21ZM35 145V144H34ZM63 145V143H62ZM91 145V144H89ZM102 145V143H101ZM120 145V144H119ZM118 145V146H119ZM164 145H166V143H164ZM175 145V144H174ZM179 145V144H177ZM175 145L174 147V152L175 150L180 147V146H177ZM185 145V144H184ZM188 145V144H187ZM186 145V146H187ZM222 145H226V144H223ZM29 146V145H28ZM32 146V145H31ZM40 146V145H39ZM40 146V147H41ZM44 146V149H45V146L46 145H43ZM43 146H42V149H43ZM112 146V145H111ZM117 146V145H116ZM145 146V145H144ZM170 146V145H169ZM216 146V147H215ZM33 147V146H32ZM35 148L37 146H34ZM73 147V146H72ZM86 147V143H85V146ZM89 147V146H88ZM105 146H103L104 148ZM107 147V146H106ZM105 147V148H106ZM113 147V146H112ZM225 147V146H223ZM31 148V147H30ZM48 148V147H47ZM74 148V147H73ZM109 147H107L108 149ZM115 148V147H114ZM119 148V147H116V149ZM176 148V149H175ZM185 148V147H184ZM189 148V149H188ZM197 148V149H198ZM26 149V148H25ZM60 147L58 146L57 147V150H59ZM84 149V148H83ZM165 149V148H164ZM167 149H168V146H167ZM211 149H210V152H211ZM219 149V150H218ZM225 149V148H224ZM28 150V149H27ZM62 150V149H61ZM66 150V149H65ZM86 150V149H85ZM115 150V149H114ZM118 150V149H117ZM123 150V148H122ZM121 152H124L122 151ZM177 150H180L179 148ZM14 151V150H13ZM23 151V150H22ZM116 151V150H115ZM126 151V150H125ZM161 151V150H160ZM191 151V150H190ZM189 151V153H190ZM194 151H197V150H192V152ZM209 151V150H207ZM11 152V151H10ZM43 152V151H42ZM85 152V151H83ZM82 152V154H83ZM110 154H111V151H109ZM118 154H120V148H119V151H117ZM115 152V153H117ZM120 152V153H119ZM163 152H168V150L166 151H162L161 153ZM170 152V151H169ZM168 152V153H169ZM28 153V152H27ZM34 154V150L31 152ZM86 153V152H85ZM113 153V151H112ZM125 153V152H124ZM123 153V154H124ZM128 153V152H127ZM136 153V152H135ZM171 153V152H170ZM24 154V153H23ZM26 154V152H25ZM24 154V155H25ZM50 154V153H49ZM109 154V155H110ZM172 154V153H171ZM186 155L188 153H185ZM191 154V153H190ZM189 154V155H190ZM193 154V153H192ZM208 153H206L205 155L207 156ZM212 154L211 157H212ZM163 155L165 156V154L163 153ZM169 155V154H168ZM199 155V154H198ZM202 155V154H201ZM204 155V154H203ZM226 155V154H225ZM91 156V155H90ZM111 156V155H110ZM117 156V155H116ZM115 156V157H116ZM125 156V155H124ZM160 156H162V154H160ZM159 156V157H160ZM177 156V155H175ZM180 156V155H179ZM182 156V155H181ZM206 156H205V159H206ZM26 157V156H25ZM88 158V156H86ZM93 157V156H92ZM114 157V158H115ZM158 157V156H157ZM171 157V155H170ZM198 157V156H197ZM200 157V156H199ZM204 157V156H203ZM201 158V160L204 162L205 159L204 158ZM226 157H228L226 155ZM95 158V156H94ZM123 157V159H118V165H125L124 162H127V159ZM162 158V157H161ZM174 158V156H173ZM176 158V157H175ZM182 158V157H181ZM209 158V156H208ZM102 159V158H101ZM159 159V162H160V158ZM171 159V158H170ZM167 162L169 163V166H170V163L173 164V160L171 159ZM186 159V160H185ZM33 160V159H32ZM93 160V159H92ZM95 160V159H94ZM113 160V159H112ZM115 160V159H114ZM129 160V159H128ZM163 160V159H161ZM165 160H166V157H165ZM164 160V162H166ZM209 160V159H208ZM207 160V161H208ZM28 161V160H27ZM51 161V160H50ZM172 161V162H171ZM180 161V162H181ZM201 161V162H202ZM48 162V161H46ZM65 162V161H64ZM117 162V161H116ZM163 162V163H164ZM176 162H174L175 166H176ZM198 162V165H200ZM30 163V162H29ZM28 163V164H29ZM157 163H158V160H157ZM162 163V162H161ZM161 163L159 165H161ZM166 163V164H167ZM205 163V162H204ZM32 164V162H31ZM106 164V161H99L97 160V162H94V167H96V169L98 170L99 168H103L105 166H107ZM166 164L164 166V171H165V168H166ZM185 163H183L182 165L184 166ZM206 164V163H205ZM41 165V164H40ZM115 165V164H114ZM159 165H156L155 167L156 168H159L158 166ZM164 165V164H163ZM173 165V166H174ZM195 165V164H194ZM29 166V165H28ZM32 166V165H31ZM162 166V165H161ZM168 166V165H167ZM172 166V165H171ZM114 167V166H113ZM119 167V166H118ZM148 167V166H147ZM163 167V166H162ZM177 167H179V164L177 165ZM200 167V166H198ZM196 166V168H198ZM67 168V167H66ZM112 168V167H111ZM115 168V167H114ZM145 168V167H144ZM143 168V169H144ZM186 168V167H185ZM195 168V169H196ZM95 169V170H96ZM118 169V168H117ZM160 169V168H159ZM158 169V170H159ZM172 169V167L170 168ZM178 168L176 167H173L172 171H175V170ZM179 169H181V166L179 167ZM34 170V167L33 169ZM40 170V168H39ZM92 170V169H91ZM106 170V169H105ZM148 170V168H147ZM156 170V169H155ZM167 170V168H166ZM197 170V169H196ZM203 170V169H202ZM201 170V171H202ZM104 171V170H103ZM107 171V170H106ZM115 171V170H114ZM117 171V170H116ZM164 171L162 172L164 175ZM168 171V170H167ZM12 172V171H11ZM18 172V173H19ZM50 172V171H49ZM57 172V170H56ZM102 172V170H101ZM111 172V171H110ZM148 172V171H147ZM147 172L145 173V175L147 174ZM160 172V171H158ZM166 172V171H165ZM13 173V172H12ZM55 173V172H54ZM103 173V172H102ZM106 173V172H105ZM121 173V172H120ZM152 173H155V172H152ZM151 173V174H152ZM168 173H171L172 172H168ZM175 173V172H174ZM198 173V174H197ZM31 174V173H30ZM32 174H34V172H32ZM31 174V175H32ZM81 174V173H80ZM97 174V173H96ZM158 177H160V174L159 173H156ZM155 174V175H156ZM159 174V175H158ZM167 174V173H166ZM30 175V176H31ZM55 175V174H54ZM105 175V174H104ZM144 175V176H145ZM148 175V174H147ZM164 175L161 174L162 177H164ZM169 175V174H168ZM167 175V176H168ZM196 175V176H195ZM153 176V175H152ZM170 176V175H169ZM75 177V176H74ZM101 177V176H100ZM99 177V178H100ZM111 177V176H110ZM148 177V176H146ZM155 177V176H154ZM155 178V180H157V178ZM162 177H160L162 179ZM174 177V176H173ZM13 178V176H12ZM50 178V176H49ZM97 178V176H96ZM102 178V177H101ZM109 178V177H108ZM159 178V179H160ZM166 178V177H165ZM18 179V178H17ZM16 179V180H17ZM31 179V178H30ZM98 179V178H97ZM105 179V178H103ZM147 179V178H146ZM148 179H151L150 177ZM164 179V178H163ZM167 179V178H166ZM12 180V179H11ZM15 180V181H16ZM40 180V179H39ZM100 180V179H99ZM31 181V180H30ZM96 181V180H95ZM102 181V180H101ZM146 181V180H145ZM152 181V180H151ZM150 181V182H151ZM165 181V180H164ZM19 182V181H18ZM54 182V181H53ZM90 182V181H89ZM98 182V181H97ZM113 182V181H112ZM147 182V181H146ZM149 180L148 182L146 183L147 185V189L150 188L152 189V185L149 184L148 186V183H150ZM160 182V181H158ZM157 182V183H158ZM163 182V181H161ZM171 181H169L170 183ZM20 183V182H19ZM154 183V182H153ZM156 183V182H155ZM154 183V184H155ZM22 184V183H21ZM20 184V185H21ZM152 184V182H151ZM153 184V185H154ZM165 184V182H163V185ZM87 185V184H86ZM89 185V184H88ZM157 185V184H156ZM160 185V188L159 190H161V186L162 184L158 183L157 186ZM14 186V185H13ZM17 188L18 186L15 185ZM41 186V185H40ZM166 184L164 185V189L162 187L163 190H165V192L167 191V188L165 187ZM170 186V185H169ZM16 187H13V188H16ZM87 187V186H86ZM16 188V189H17ZM27 188V187H26ZM25 188V189H26ZM155 189L157 188L156 186L154 187ZM153 188V189H154ZM169 191L170 190H173L171 189V187H169ZM229 188V189H228ZM19 189H22V188H19ZM76 189V188H75ZM89 189V188H88ZM152 189V190H153ZM154 189V190H155ZM202 190V191H199ZM40 190V189H39ZM74 190V189H73ZM113 191L115 189H112ZM154 190L151 192L152 194H159L158 190H156L157 192L154 193ZM15 191V189H14ZM23 191V190H22ZM188 191L189 188H188ZM187 191V193H188ZM20 192V190H19ZM85 192H88V191H85ZM164 192V191H163ZM164 192V193H165ZM199 192V194H198ZM16 193V192H15ZM18 193V192H17ZM16 193V194H17ZM27 193H29L27 191ZM73 193V191H72ZM72 193H70L71 195H73ZM151 193H148L147 195L151 194ZM162 193V190L161 192ZM167 194H164L165 196L170 194V192L168 193V191L166 192ZM172 193V192H171ZM20 194V193H19ZM18 194V195H19ZM23 194H25V196L27 195L26 192H24ZM33 194V193H31ZM69 194V193H68ZM115 194V193H114ZM29 195V194H28ZM104 195L106 194H103V198H104ZM142 195V194H141ZM163 195V194H162ZM163 195V196H164ZM21 196V194H20ZM24 196V197H25ZM69 196V195H68ZM84 196V195H83ZM87 196V195H86ZM108 196V195H107ZM113 196V195H112ZM159 196V195H157ZM163 196H160V197H163ZM164 196V197H165ZM179 196V195H178ZM182 196V195H181ZM186 196V195H185ZM184 196V200H186V197ZM18 197V196H17ZM140 197V196H139ZM150 200L148 201V203H146L148 205V207H146L147 209V212L146 210H144L145 212H143V208H142V213L140 215H138L137 213V216H138V223H144V217L148 216L149 218L153 219V215L155 213V208L158 207L155 206L156 204H158L157 200L160 199H157L156 196L152 198V195H150ZM171 197V195H170ZM168 197V198H170ZM174 197V196H173ZM188 197V196H187ZM22 198V197H21ZM31 198V197H30ZM88 198V197H87ZM100 198V197H99ZM113 198V197H112ZM138 198V197H137ZM141 198V197H140ZM145 198H148L149 197H145ZM178 198V197H176ZM17 199V198H16ZM24 199V198H23ZM22 199V200H23ZM86 199V198H85ZM89 199V198H88ZM111 199V197H110ZM139 199V198H138ZM144 199V198H143ZM147 199V200H148ZM166 198H162V200L164 202L167 203V199L165 200ZM170 199H172L174 201V199L171 197ZM19 200H21L19 198ZM18 200V201H19ZM21 200V201H22ZM27 201L29 199H26ZM92 200V199H91ZM104 200V199H103ZM145 200V201H147ZM161 200V199H160ZM20 201V203H21ZM24 201V200H23ZM106 201V200H105ZM140 201V200H139ZM169 201V200H168ZM171 201V200H170ZM26 202V201H25ZM137 202V201H136ZM161 202V201H160ZM28 203V202H27ZM65 203V202H64ZM140 203V202H138ZM137 203V204H138ZM113 204V203H112ZM161 204V203H160ZM159 204V205H160ZM170 204L172 205V203L170 202ZM174 204V203H173ZM26 205V204H25ZM30 202H29V206H30ZM62 205V204H61ZM65 205V204H64ZM90 205H92V203H90L88 205V207H90ZM109 205V204H108ZM139 205V204H138ZM175 205L176 202H175ZM180 205V206H182ZM197 205V207L199 208V211H197L194 207ZM18 206V205H17ZM15 206V207H17ZM28 206V207H29ZM32 206V205H31ZM30 206V208H31ZM116 206V205H115ZM142 206V205H141ZM155 206V208L153 207ZM185 206V205H184ZM27 207V206H26ZM84 207V206H83ZM118 207V206H117ZM116 207V209H117ZM166 207V206H165ZM176 209L178 206H175ZM196 207V208H197ZM21 208V207H20ZM30 208L28 209L27 208V211L30 210ZM34 208V207H32ZM174 208V207H172ZM0 209H1V206H0ZM25 209V208H24ZM111 209V208H110ZM162 209V208H161ZM168 209V208H167ZM166 209V210H167ZM187 209V208H185ZM4 210V208H3ZM83 210V209H82ZM88 210V208H87ZM86 210V211H87ZM107 210V209H106ZM111 210H114L115 211V208L114 209H111ZM110 210V211H111ZM119 210V209H118ZM181 210V209H180ZM22 211V210H21ZM24 211V210H23ZM90 211V210H89ZM108 211V210H107ZM138 211V210H137ZM186 211V210H185ZM20 212V211H18ZM35 213V211H32ZM31 212V213H32ZM112 212V211H111ZM162 212V211H160ZM174 212V211H173ZM0 216H2V210L0 211ZM22 213V212H21ZM20 213V214H21ZM90 213V212H89ZM92 213V212H91ZM26 214V213H25ZM117 214V213H116ZM120 214V213H119ZM19 215V214H17ZM23 215V214H22ZM29 215V211H28V214ZM110 215V214H109ZM115 215V214H114ZM123 215V214H122ZM197 215V214H196ZM196 215H195V218H196ZM6 215L4 214V217ZM24 216V215H23ZM32 216V215H31ZM105 216V215H104ZM111 216V215H110ZM158 216V215H157ZM3 217V216H2ZM33 217V216H32ZM116 217V216H115ZM118 217V216H117ZM145 217V218H146ZM161 217V216H160ZM7 218V217H6ZM30 218V217H28ZM173 218V217H172ZM189 218V217H188ZM2 219V218H0ZM88 219V218H87ZM193 219V217H192ZM197 219V221H198ZM6 219H2V221H5ZM29 220V219H28ZM34 218L32 219V223L34 222L33 221ZM115 220V219H114ZM166 220V219H165ZM183 220V219H182ZM15 221V220H14ZM13 221V222H14ZM146 221V219H145ZM201 221V222H200ZM1 222V221H0ZM9 221H7V224H8ZM31 222V220H30ZM72 222V221H71ZM82 222V221H81ZM111 222V221H110ZM136 222V221H134ZM149 222V221H148ZM166 222V221H165ZM5 223V222H3ZM1 223V224H3ZM30 223V224H32ZM75 223V222H73ZM115 223V222H113ZM119 223V222H118ZM151 223V222H150ZM167 223V222H166ZM202 223V224H201ZM242 223V224H241ZM6 224V226H7ZM11 224V223H10ZM9 224V227H11V225ZM14 224V223H13ZM34 224V223H33ZM42 224V223H41ZM49 224V223H48ZM72 224V223H71ZM70 224V225H71ZM106 224V223H105ZM146 224V223H144ZM5 225V224H4ZM16 225V223H15ZM14 225V226H15ZM35 225V224H34ZM104 225V224H103ZM143 225V224H142ZM163 225V224H162ZM5 226V227H6ZM29 226H32V225H29ZM46 226V225H44ZM74 226V225H73ZM78 226V225H76ZM2 227H4L2 225ZM4 227V228H5ZM16 227V226H15ZM57 227V226H56ZM71 227V226H70ZM80 227V225H79ZM116 227V226H115ZM133 227V226H132ZM197 227V226H196ZM255 227L256 229H258L256 231V234H253V231ZM4 228H1L2 230H0V252H1V249H4L5 246L8 248V246H11V245H7V242L9 240H6V231L9 229L7 228V230H5ZM12 228V227H11ZM19 228V226H18ZM28 228V227H27ZM32 228V227H31ZM29 228V229H31ZM77 228V227H76ZM107 228V227H106ZM114 228V227H113ZM140 228V227H139ZM150 228V227H149ZM157 228V227H156ZM13 229V228H12ZM116 229V228H115ZM16 230V228H15ZM20 230V229H19ZM18 230V231H19ZM28 229H26V231H22L25 233H28L27 232ZM194 230V229H192ZM11 231V230H9ZM30 231V230H29ZM12 232V231H11ZM34 232V231H33ZM73 232V231H72ZM131 232V231H130ZM163 232V231H162ZM191 232V231H190ZM8 233V231H7ZM13 233V232H12ZM15 233V232H14ZM19 233V232H17ZM11 237V233L9 232L8 233ZM74 235V234H73ZM202 235V236H203ZM77 236V235H76ZM39 237V236H38ZM71 237V236H70ZM6 238V239H5ZM77 238V237H75ZM168 238V237H167ZM25 239V238H24ZM72 238H70L71 240ZM11 240L15 241L16 239L13 237L11 238ZM30 240V239H29ZM74 240V239H73ZM77 240V239H76ZM13 241V242H14ZM27 241V240H26ZM192 241V240H191ZM24 242V241H23ZM40 242V241H39ZM43 242V241H42ZM6 243V244H5ZM9 243V242H8ZM11 243V242H10ZM9 243V244H10ZM21 243H22V240H21ZM24 243H28V242H24ZM41 243V242H40ZM31 244V243H30ZM46 244V243H45ZM44 244V245H45ZM194 244V243H193ZM22 245V244H21ZM33 245V244H32ZM90 245V244H89ZM159 245V244H158ZM191 245H192V242H191ZM196 245V244H195ZM29 246V245H28ZM12 247V246H11ZM26 247V246H25ZM34 247V246H33ZM38 247V246H37ZM36 247V248H37ZM192 247V246H190ZM196 247V246H195ZM194 247V248H195ZM29 248V247H28ZM31 248V247H30ZM193 248V247H192ZM197 248V247H196ZM214 248V249H215ZM19 249V248H18ZM22 249V248H21ZM20 249V250H21ZM33 249V248H31ZM30 249V250H31ZM62 249V247H61ZM213 249V250H214ZM24 250V249H23ZM55 250V249H54ZM189 250V249H188ZM192 249L189 250V252L191 251ZM3 251V250H2ZM8 251V250H7ZM61 251V250H60ZM64 252V250H62ZM63 252L61 253V255H59V257H61L60 259H58L55 264H66L64 263L65 260L62 255H63ZM167 252V258H168V262L169 264H173V260H172V254L171 252L169 251H166ZM4 253V252H3ZM6 253V252H5ZM75 253V252H74ZM73 253V254H74ZM165 253V252H164ZM20 254V253H19ZM58 254V253H57ZM68 254V253H67ZM1 255V254H0ZM75 255V254H74ZM165 255V254H164ZM78 258L82 257V255L78 256V254L76 255ZM84 256V255H83ZM4 257V256H3ZM70 257V256H69ZM75 257V256H74ZM73 257V258H74ZM58 258V257H57ZM87 258V257H86ZM55 259H56V256H55ZM75 259H77L75 257ZM74 259V260H75ZM82 261L80 260L79 263L77 262H71L72 264H94V262L92 263L90 260H86L84 257L81 258ZM89 261V262H88ZM67 262V261H66ZM69 263V262H68ZM67 263V264H68ZM9 264V263H8ZM18 264V263H17Z\"/></svg>",
  "mask_w": 264,
  "mask_h": 264
},
{
  "label": "trees",
  "instance_id": "3",
  "mask_svg": "<svg viewBox=\"0 0 264 264\" xmlns=\"http://www.w3.org/2000/svg\"><path fill=\"white\" fill-rule=\"evenodd\" d=\"M133 2V0H131ZM91 71L90 66H84L77 68L73 73H71L68 77L58 80L54 82L53 84L47 85L44 90L50 92L51 96H47L45 93L42 94L40 102L34 104L28 111L24 112L16 121V126H19L21 123H23L28 116L31 114L40 116L52 103V101L58 97L59 95L70 92L72 89L68 87V83L78 74L84 76L88 72Z\"/></svg>",
  "mask_w": 264,
  "mask_h": 264
},
{
  "label": "water",
  "instance_id": "4",
  "mask_svg": "<svg viewBox=\"0 0 264 264\" xmlns=\"http://www.w3.org/2000/svg\"><path fill=\"white\" fill-rule=\"evenodd\" d=\"M24 133V132H23Z\"/></svg>",
  "mask_w": 264,
  "mask_h": 264
}]
</instances>
